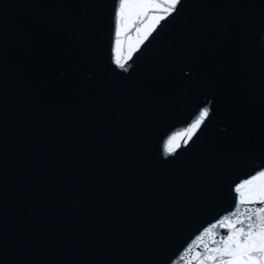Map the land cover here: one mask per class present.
Returning <instances> with one entry per match:
<instances>
[{
    "label": "water",
    "instance_id": "water-1",
    "mask_svg": "<svg viewBox=\"0 0 264 264\" xmlns=\"http://www.w3.org/2000/svg\"><path fill=\"white\" fill-rule=\"evenodd\" d=\"M153 2L0 0V264H182L264 169V0Z\"/></svg>",
    "mask_w": 264,
    "mask_h": 264
},
{
    "label": "snow or ice",
    "instance_id": "snow-or-ice-1",
    "mask_svg": "<svg viewBox=\"0 0 264 264\" xmlns=\"http://www.w3.org/2000/svg\"><path fill=\"white\" fill-rule=\"evenodd\" d=\"M181 2L182 0H166L170 7L163 10L171 14ZM161 7L153 0H119L118 23L126 12L131 18L140 15V10ZM135 30L140 31L139 27ZM115 62L121 69L125 68L127 63H121L119 59ZM209 116L210 108L206 106L188 126L175 135L183 137L187 134V139L191 140L196 134L194 130ZM257 181L259 183H256ZM233 191L238 196L232 212L203 230L193 243L184 249L180 255L182 264H264V169L237 183ZM257 204L260 206L257 207ZM224 228L228 230L220 231Z\"/></svg>",
    "mask_w": 264,
    "mask_h": 264
}]
</instances>
